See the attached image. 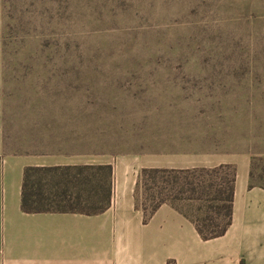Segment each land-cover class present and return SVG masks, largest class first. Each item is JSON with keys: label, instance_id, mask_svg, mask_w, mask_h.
<instances>
[{"label": "rangeland", "instance_id": "374dc122", "mask_svg": "<svg viewBox=\"0 0 264 264\" xmlns=\"http://www.w3.org/2000/svg\"><path fill=\"white\" fill-rule=\"evenodd\" d=\"M60 119L89 121L116 156L233 158L261 188L264 0H0V146L4 126L15 144ZM244 199L233 207L264 208Z\"/></svg>", "mask_w": 264, "mask_h": 264}, {"label": "crops", "instance_id": "0c3cea01", "mask_svg": "<svg viewBox=\"0 0 264 264\" xmlns=\"http://www.w3.org/2000/svg\"><path fill=\"white\" fill-rule=\"evenodd\" d=\"M134 155L9 154L0 146V264H264V208L233 207L225 232L204 240L183 210L162 204L148 215L135 206L139 169L214 167L233 164V158L204 166L188 160L205 154L187 150ZM73 165H111L110 203L103 212L22 211L25 167ZM248 180V168L236 167L233 198L263 199L264 189L248 188Z\"/></svg>", "mask_w": 264, "mask_h": 264}, {"label": "trees", "instance_id": "16d2710c", "mask_svg": "<svg viewBox=\"0 0 264 264\" xmlns=\"http://www.w3.org/2000/svg\"><path fill=\"white\" fill-rule=\"evenodd\" d=\"M3 2L6 4L7 0ZM122 5L129 4L124 2ZM57 113L80 118L88 110L79 106L65 107ZM88 122L79 119L40 120L32 123L25 141L15 144L9 140L4 126L2 151L9 154L55 151L116 156V152L106 148L99 130L86 128ZM77 125L82 126L83 132H73L72 137L65 138L64 129ZM111 176V165L27 166L23 170L20 207L26 213H101L110 203ZM235 181L236 170L232 164L183 169L142 168L134 189L135 206L148 215L162 204L183 210L199 236L207 240L222 235L230 224ZM252 187L254 184L248 182V188ZM260 187L264 189V186Z\"/></svg>", "mask_w": 264, "mask_h": 264}]
</instances>
